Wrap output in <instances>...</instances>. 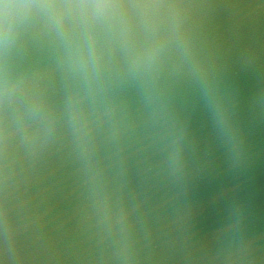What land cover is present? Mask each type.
Returning a JSON list of instances; mask_svg holds the SVG:
<instances>
[{"label":"water","instance_id":"1","mask_svg":"<svg viewBox=\"0 0 264 264\" xmlns=\"http://www.w3.org/2000/svg\"><path fill=\"white\" fill-rule=\"evenodd\" d=\"M0 264H264V0H0Z\"/></svg>","mask_w":264,"mask_h":264}]
</instances>
